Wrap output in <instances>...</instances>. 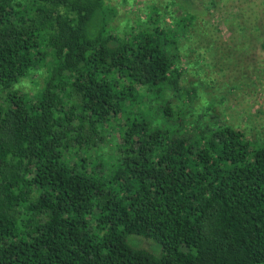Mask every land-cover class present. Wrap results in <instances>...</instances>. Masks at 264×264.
<instances>
[{"label": "trees", "instance_id": "16d2710c", "mask_svg": "<svg viewBox=\"0 0 264 264\" xmlns=\"http://www.w3.org/2000/svg\"><path fill=\"white\" fill-rule=\"evenodd\" d=\"M120 13L0 0V264H264V141L183 83L201 20Z\"/></svg>", "mask_w": 264, "mask_h": 264}, {"label": "rangeland", "instance_id": "374dc122", "mask_svg": "<svg viewBox=\"0 0 264 264\" xmlns=\"http://www.w3.org/2000/svg\"><path fill=\"white\" fill-rule=\"evenodd\" d=\"M112 1L121 11L117 22L120 30L132 26L140 17L139 13L151 12L156 6L164 12L170 5V11L176 13V17L196 15L201 21L195 22L194 26L195 38L191 47L194 51L188 57L182 53L184 58L181 60L186 70L183 83L200 89V102L193 114H203L211 109L224 123L263 143L264 53L260 43L264 37V0ZM145 14L141 17L146 23ZM201 70L207 72L205 85L201 84L203 77H197ZM37 83H40L39 77L25 79L21 83L22 90L36 93Z\"/></svg>", "mask_w": 264, "mask_h": 264}]
</instances>
